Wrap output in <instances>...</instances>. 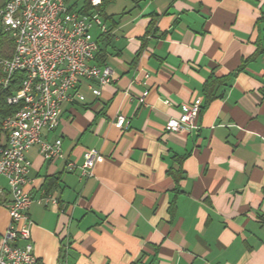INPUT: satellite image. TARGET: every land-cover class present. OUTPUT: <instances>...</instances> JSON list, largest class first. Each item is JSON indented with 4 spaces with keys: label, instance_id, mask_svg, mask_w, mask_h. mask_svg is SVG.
<instances>
[{
    "label": "crops",
    "instance_id": "1",
    "mask_svg": "<svg viewBox=\"0 0 264 264\" xmlns=\"http://www.w3.org/2000/svg\"><path fill=\"white\" fill-rule=\"evenodd\" d=\"M128 1L93 29L112 81L42 131L60 156L27 151L25 189L57 200L29 208L37 263L264 264V0ZM191 103L198 127L168 131ZM88 149L91 175L67 170ZM8 222L0 204V236Z\"/></svg>",
    "mask_w": 264,
    "mask_h": 264
},
{
    "label": "built area",
    "instance_id": "2",
    "mask_svg": "<svg viewBox=\"0 0 264 264\" xmlns=\"http://www.w3.org/2000/svg\"><path fill=\"white\" fill-rule=\"evenodd\" d=\"M101 1L90 0L92 6ZM0 28L13 42L11 55L0 62V82L5 87L14 74H24L20 87L7 97V102L18 108L3 117L0 125L5 136L0 146V178L6 180L8 193L5 197V189L0 187V204L9 216L0 236V264H38L31 241L29 208L33 203L56 204L57 200L51 194L36 197L25 189L31 165L27 151L37 146L45 160L60 156L61 138L48 141L42 131L57 129L65 105L85 100L80 90L85 81L96 96L112 81L111 68L94 62L99 46L93 29L104 33L106 25L98 11L82 13L70 8L65 0H0ZM147 93L144 90L139 95V103L145 102ZM31 95H38L37 106H30ZM199 111L196 103L182 104L181 112L169 117L165 128L190 132L198 127ZM126 124L125 116L120 114L114 121L119 128ZM103 159L98 150L88 149L81 164L68 161L66 168L89 176Z\"/></svg>",
    "mask_w": 264,
    "mask_h": 264
},
{
    "label": "trees",
    "instance_id": "3",
    "mask_svg": "<svg viewBox=\"0 0 264 264\" xmlns=\"http://www.w3.org/2000/svg\"><path fill=\"white\" fill-rule=\"evenodd\" d=\"M115 0H102L101 3L97 6H92L90 0H75L70 6L72 9H77L78 11L82 13H88L90 11L96 10L98 11L99 15L103 18H106L105 15V8L112 3ZM133 3L138 4L142 0H132ZM79 2V4H78ZM150 26H152V21L149 24V28H147L146 33L149 32ZM105 33L100 34V36H103ZM7 34L2 32L0 28V57H9L11 54L10 52L13 49V42L10 38H7ZM100 36L98 38H100ZM98 42V39H97ZM98 54V51L97 53ZM3 76V72L0 66V80ZM24 74L23 72H17L14 74V77L7 83V85L4 87L2 83L0 82V125H1V120L3 117L13 114L17 108L18 105H13L9 104L7 102V97L14 93L16 89L20 87V82L23 78ZM209 81L205 84V88L209 85ZM5 141V136L1 131L0 127V146L4 144Z\"/></svg>",
    "mask_w": 264,
    "mask_h": 264
},
{
    "label": "rangeland",
    "instance_id": "4",
    "mask_svg": "<svg viewBox=\"0 0 264 264\" xmlns=\"http://www.w3.org/2000/svg\"><path fill=\"white\" fill-rule=\"evenodd\" d=\"M75 0H65V2L68 4V5H71L73 2H74ZM129 1L128 0H115V1H113L112 3H110L107 7H106V10H107V12H109V11H111V10H113L114 11V9H116V10H119V9H121L123 6V4L124 3H128ZM78 4H79V2H78ZM106 12V13H107ZM108 14V13H107ZM102 18V20H104V18L103 17H101ZM7 38H10L9 36H7ZM13 50V49H12ZM12 53V51L10 52V54ZM3 58H5V57H0V62H1V60L3 59Z\"/></svg>",
    "mask_w": 264,
    "mask_h": 264
},
{
    "label": "bare ground",
    "instance_id": "5",
    "mask_svg": "<svg viewBox=\"0 0 264 264\" xmlns=\"http://www.w3.org/2000/svg\"><path fill=\"white\" fill-rule=\"evenodd\" d=\"M38 104V95L30 96V106H37Z\"/></svg>",
    "mask_w": 264,
    "mask_h": 264
}]
</instances>
